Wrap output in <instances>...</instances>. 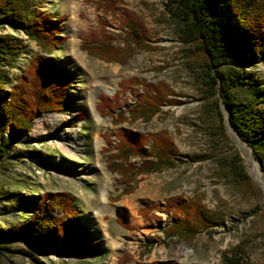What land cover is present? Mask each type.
Here are the masks:
<instances>
[{
    "label": "rangeland",
    "instance_id": "rangeland-1",
    "mask_svg": "<svg viewBox=\"0 0 264 264\" xmlns=\"http://www.w3.org/2000/svg\"><path fill=\"white\" fill-rule=\"evenodd\" d=\"M123 8L140 17L155 49L135 50L124 64H118L90 56L80 48L100 20L108 31L118 33L115 22L91 2L42 0L39 5L40 10L62 19L65 39L53 57L75 78L63 110L39 114L24 141L14 147L12 164L0 168V232L5 235L0 245L6 247L0 248V264H222L223 254L236 248L242 264H264V180L260 170L264 149L241 141L229 125L223 105L207 98L198 66L200 57L179 42L182 23L169 16L165 0H123ZM215 13L214 4H209L207 16ZM0 34L14 35L23 45L14 68L7 71L8 90L14 83L12 76L25 68L38 48L21 33L0 28ZM115 42L122 45L119 39ZM250 73L248 85L231 88L238 101L258 97L264 63L259 62ZM132 77L150 84L164 83L173 93V102L161 106L147 121L127 119L115 126L99 113L98 103L101 96L113 95L121 80ZM125 97L122 101L133 105L135 91ZM219 124L222 131L217 130ZM118 127L132 136L166 131L182 163L174 169L138 175L132 183L133 192L115 200L123 184L106 168L107 154L102 149L115 144L113 133ZM234 159L247 181L234 176L229 167ZM129 161L139 164L137 158ZM44 192H65L73 197L82 229L101 247L98 257H68L56 247L43 248L26 241L24 235L8 234L22 224V217L40 211ZM197 193L208 209L223 216L222 223L197 233L189 242L163 238L161 229L169 222L162 213L166 200H188ZM143 206L154 208L148 220L137 215ZM27 254L37 261L32 262Z\"/></svg>",
    "mask_w": 264,
    "mask_h": 264
},
{
    "label": "trees",
    "instance_id": "trees-1",
    "mask_svg": "<svg viewBox=\"0 0 264 264\" xmlns=\"http://www.w3.org/2000/svg\"><path fill=\"white\" fill-rule=\"evenodd\" d=\"M105 17L116 24L118 33L108 31L99 21L97 30L83 38L80 48L88 55L105 62L124 64L135 50L152 51L147 29L140 17L123 8V0H87ZM169 16L182 23L178 39L200 57L202 83L207 98L223 105L227 120L234 132L247 146L264 149V82L258 97L238 101L231 88L249 84L250 70L264 63V0H165ZM42 0H0V28L21 33L38 48L28 59L25 68L12 76L14 60L23 48L22 41L11 34H0V168L12 164L15 146L27 137L35 118L42 113L59 112L66 104L67 93L75 75L58 66L53 52L63 44L62 19L39 9ZM214 4L215 15L209 17L206 8ZM119 39L121 46L115 42ZM189 52L191 50H188ZM190 52V53H192ZM5 69V71H4ZM111 96L103 95L98 110L115 126L127 119L149 120L160 107L171 103L172 91L162 82L146 83L132 77L121 80ZM140 89L137 92V89ZM135 91L133 105L122 101L127 92ZM219 101V103L217 102ZM217 106V105H216ZM222 131V125L217 126ZM115 144L103 148L106 168L117 174L123 188L115 200L133 192L135 178L140 174L174 169L182 163L170 136L164 130L155 133L130 135L124 128L115 129ZM110 139V138H109ZM108 139V140H109ZM137 158L138 165L129 161ZM229 167L239 181H247L238 159ZM264 180V162H260ZM73 197L65 192H44L40 197V211L32 217H22V224L8 231L13 237L26 236L43 248L56 247L68 257H98L99 243L82 229L81 219L74 208ZM152 206L137 209L143 220L152 216ZM162 213L168 223L161 229L163 238L191 241L208 228L220 225L223 216L208 209L197 193L188 200L169 198ZM157 218L158 222L162 220ZM122 225V224H121ZM132 230L131 227L123 225ZM5 235L0 232V240ZM147 246L144 245V248ZM0 248H6L1 246ZM238 248L225 253L222 264H242L236 254ZM27 257L36 262L31 254ZM163 264H178L166 261Z\"/></svg>",
    "mask_w": 264,
    "mask_h": 264
},
{
    "label": "bare ground",
    "instance_id": "bare-ground-1",
    "mask_svg": "<svg viewBox=\"0 0 264 264\" xmlns=\"http://www.w3.org/2000/svg\"><path fill=\"white\" fill-rule=\"evenodd\" d=\"M252 171L255 175L256 180L261 184V177L255 165L252 166ZM126 204V203H125Z\"/></svg>",
    "mask_w": 264,
    "mask_h": 264
}]
</instances>
